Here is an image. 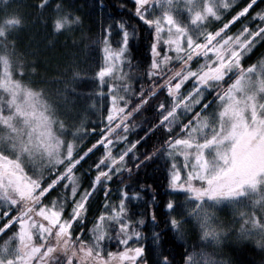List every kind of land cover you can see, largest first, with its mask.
<instances>
[{"label": "snow or ice", "instance_id": "obj_1", "mask_svg": "<svg viewBox=\"0 0 264 264\" xmlns=\"http://www.w3.org/2000/svg\"><path fill=\"white\" fill-rule=\"evenodd\" d=\"M132 4L126 18V3L107 11L96 0L106 17L95 72V95L107 100L99 131L77 122L82 104L95 105L73 87L80 72L55 77L64 87L52 98L28 79L39 74L31 59L38 53L22 50L19 36L29 15L49 36L71 33L83 23L79 8L72 0H35L28 7L36 11L26 15L9 0L0 9V264H232L222 248L233 238L264 251V0ZM141 38L148 40L151 84L133 90V48ZM148 110L142 127L137 117ZM156 133L159 142L142 151ZM157 159L172 190L162 221L150 208L158 204L151 185L124 179ZM96 192L103 204L89 220ZM137 201L150 210L137 215ZM225 209L228 222L217 215ZM167 231L184 242L183 251L166 246Z\"/></svg>", "mask_w": 264, "mask_h": 264}, {"label": "trees", "instance_id": "obj_2", "mask_svg": "<svg viewBox=\"0 0 264 264\" xmlns=\"http://www.w3.org/2000/svg\"><path fill=\"white\" fill-rule=\"evenodd\" d=\"M34 2L35 0H22V2L21 0H16V3L26 15L36 11L28 7V5ZM72 2L79 8V15H81L83 21L80 26L74 28L73 32L61 36H49L44 23L38 21L35 15H29L26 27L19 33L22 50L27 48L36 50L38 53L36 57H31V59H37L39 61V74L28 77V79L32 80L35 84L43 86L48 95L54 99H58L55 95L57 90H62L64 87L62 83L54 82V78L65 72L67 73L64 77L65 79L71 77L72 68L80 72V77L76 78L73 87L77 88L82 93L90 94L92 97L96 96L95 93H98L93 86L96 81H98L95 72L102 61L99 51L101 44L98 41L102 35L101 25L105 22L106 17H104L98 9L96 0H72ZM104 2L109 5L107 11H117L113 5L117 3H126L129 11L121 12L120 14L124 15L126 18L131 15L130 10L133 7L132 0H104ZM7 3H9V0L0 2V9L4 8ZM243 3L244 1H240L235 6H242ZM47 16L48 13H45L42 19L46 20ZM134 23H139V21H134ZM147 35V31L142 32V37H147ZM73 38L76 41L75 45L72 43ZM48 44H54V46L49 47ZM147 44L148 40L141 38L137 40L136 46L133 48V53L136 56V64L138 65V67L134 69V74L131 77L133 90H136L140 85L144 87L147 86V69L150 64ZM260 51H264V49H260ZM44 81H48V83H44ZM148 112L149 114L143 112L144 114L141 115L142 117H140V119L137 117V123L142 127H147V120L153 115L152 111L148 110ZM144 115H150V117ZM134 132L143 135V132H141L139 128L134 129ZM130 136L132 139L138 138L136 135L130 134ZM159 136L158 133L150 136L147 142L143 143L142 147H138H140L142 151L150 149L153 144L159 142ZM92 139H94V137L90 135L88 139L83 142V145H87ZM99 154V152L95 153L92 159H95ZM85 167H87V165H85ZM89 179L90 178L85 177L82 180V184L87 186ZM124 179L127 183L151 185L152 189H154L157 194L156 200L158 204L150 205V208L155 210L157 219L162 221L167 212V209L164 208V203L166 199L169 198L168 194L171 192V189L167 186L168 172L164 166V161L157 159L153 162H148L139 172L134 171L131 179L127 176H125ZM118 187L119 184L114 178L111 185V198L117 197L116 195L119 194L117 191ZM147 198L150 199V197ZM103 199V192H98L97 195H93L90 200L91 210L89 212V220H91L93 215L97 214L98 209L103 204ZM173 199L182 200L183 197L181 196ZM134 204L136 205L134 210L137 212V215L141 212L146 213L150 210L149 206L140 204L138 201L134 202ZM145 218L147 221L148 217L146 216ZM163 227L164 224L161 223V228ZM142 230L145 232L148 231L147 228ZM193 242L194 238H190L189 243ZM165 244L166 246L170 244L176 253L183 251L184 242L175 239L174 233L171 231L165 233ZM111 249L116 250L115 241H112ZM223 251L232 264H262V262H264V251H261L252 244H235L231 242L224 246ZM176 259L179 260L180 256L177 255Z\"/></svg>", "mask_w": 264, "mask_h": 264}, {"label": "rangeland", "instance_id": "obj_3", "mask_svg": "<svg viewBox=\"0 0 264 264\" xmlns=\"http://www.w3.org/2000/svg\"><path fill=\"white\" fill-rule=\"evenodd\" d=\"M240 1H244V0H233V3H234V6L237 4V3H239ZM0 2H6V0H0ZM102 57V56H101ZM102 62V61H101ZM101 62H100V64H101ZM126 70V69H125ZM127 71V70H126ZM147 86L145 87V88H147V87H149L150 86V84H151V80H150V78L147 76ZM108 81L106 80V83H107ZM94 85V84H93ZM131 85H132V81H131ZM98 92L100 91V89H101V86L99 85V82L98 81H96V83H95V85L93 86ZM104 92L105 93H107V88L106 87H104ZM129 95H131V93H129ZM92 100H95V105L93 106L92 104H91V102L89 101L87 104H85V105H82V106H80V109H79V113L77 114V122L80 120V119H84V121H85V128H87V129H92V128H96L97 129V131H99V128L97 127V125L100 123V121L103 119V116L106 114L105 113V111H104V109H105V107H106V105H107V100H105V99H103V98H99V97H97V96H94V97H92ZM146 114H149V112L148 111H144ZM144 114V113H143ZM150 115H151V113H150ZM150 115H147L148 117H150ZM144 116H146V115H144ZM146 116V117H147ZM140 117H142V116H139L138 118L140 119ZM141 122H142V120H141ZM158 135H160V133H158ZM89 137V136H88ZM88 137H85L84 138V141H86L87 139H88ZM83 141V142H84ZM172 191V190H171ZM94 194H98V192H96V193H94ZM93 194V195H94ZM117 197H112V199H117L118 198V196H119V194L118 195H116ZM172 198H177V197H172ZM183 200V199H182ZM217 215H218V217L221 219V220H223V221H225V222H228V221H230L231 220V215H230V211L228 210V209H225V210H223V211H218L217 212ZM9 235H10V233H9ZM231 242H233V243H235V244H252L253 246H255V244H253V243H251V242H247V241H245V242H237V241H235V239L233 238V239H230L229 241H226V243H225V245L227 244V243H231ZM224 245V246H225ZM256 247V246H255ZM256 248H258V247H256ZM259 249V248H258ZM224 247L222 248V256H223V258L224 259H226V260H230L228 257H227V255L224 253Z\"/></svg>", "mask_w": 264, "mask_h": 264}]
</instances>
